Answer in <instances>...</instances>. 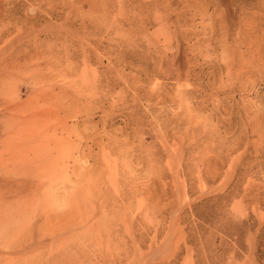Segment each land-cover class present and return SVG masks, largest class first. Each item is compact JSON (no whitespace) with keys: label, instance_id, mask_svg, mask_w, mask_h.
<instances>
[{"label":"rangeland","instance_id":"obj_1","mask_svg":"<svg viewBox=\"0 0 264 264\" xmlns=\"http://www.w3.org/2000/svg\"><path fill=\"white\" fill-rule=\"evenodd\" d=\"M0 264H264V0H0Z\"/></svg>","mask_w":264,"mask_h":264}]
</instances>
